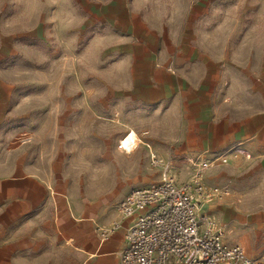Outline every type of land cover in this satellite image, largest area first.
<instances>
[{
  "label": "crops",
  "instance_id": "crops-1",
  "mask_svg": "<svg viewBox=\"0 0 264 264\" xmlns=\"http://www.w3.org/2000/svg\"><path fill=\"white\" fill-rule=\"evenodd\" d=\"M107 1L83 0L79 7L76 0L57 1L45 17L39 8L35 17L22 15L27 69H13L6 56L12 35L0 33V264H119L128 223L100 240L97 228L117 219L116 209L70 193L60 198L55 177L45 179L28 161L41 154L43 140L12 136L13 123L24 117H16L24 102L20 85L41 88L45 100L37 108L51 111L57 149L61 125L101 120L116 127L104 140L109 157L111 143L132 130L148 144L137 150L133 173L147 169L143 156L153 150L163 159L178 154L217 161L226 154L228 162L214 163L205 182L229 194L202 212L222 227L227 246L264 261V0ZM46 24L56 47L48 59L38 47ZM0 28H9L5 18ZM29 124L44 125L39 118ZM156 141L180 145L161 148ZM238 146L250 159L231 158ZM147 183L136 178L125 186Z\"/></svg>",
  "mask_w": 264,
  "mask_h": 264
},
{
  "label": "rangeland",
  "instance_id": "rangeland-1",
  "mask_svg": "<svg viewBox=\"0 0 264 264\" xmlns=\"http://www.w3.org/2000/svg\"><path fill=\"white\" fill-rule=\"evenodd\" d=\"M74 4V0H0V27L3 26V18L8 21L9 28H0V33L12 35V54L6 55L12 62L14 70L27 69L25 65V59L22 61V50L20 51V45L26 42V36H23L25 29L24 18L22 15L28 14L35 17L34 14L37 8L42 12L43 17L46 16V12L50 11L53 4ZM82 1V2H80ZM76 0V6L79 7L83 4V0ZM105 1V0H101ZM109 1V0H108ZM107 1V2H108ZM44 8V10H43ZM46 11V12H45ZM45 14V15H44ZM35 15V16H34ZM212 18L207 22H211ZM46 24L44 27L39 28V34L42 36L44 33V44H38L39 56H45V59L50 58L55 52L56 47L51 36V30ZM33 42L36 41V31H33ZM24 39V40H23ZM30 35L28 36L29 42ZM35 47V46H34ZM7 52V51H6ZM28 55L34 57L36 55L35 48L32 51L28 50ZM8 63V59L6 58ZM46 61V60H45ZM23 65L24 67H22ZM43 68L51 69L50 63H44ZM19 80V79H18ZM25 80V79H21ZM17 94L22 97L23 105L21 110L17 112L16 117L24 116L23 119L16 120L13 123L12 136L16 138L28 137L33 143H36L37 136L43 140V148L41 154L28 157V161L32 163V166H37L39 170L43 172L45 179L47 177H55L54 181L58 186L54 184L55 188L59 189V197L63 198L67 194L76 196L78 198H86L88 200H96L101 204V208L111 211L116 209L118 203L127 195L130 188H126L125 184L134 179H147L148 183L157 181L160 176V169L150 166V156L144 155L145 166L147 169L142 173H133L131 171L132 166L137 163L139 156L137 150L141 145L147 148L146 142L138 141L136 151L131 154H126L123 158L118 156L122 154V150L117 148L118 142L111 143L113 149V156L109 157L106 152V137H111L116 132V127L101 123V120H93V124L84 127L83 125L65 126L61 125L60 129V147L57 149L52 142V126L50 121L52 114L50 110H42L37 108L38 105L45 100V96L41 93L40 87L29 88L26 85H20L17 88ZM28 115V116H27ZM61 121H67V114L60 113ZM33 118H39L43 121L42 126H35L29 123V120ZM47 120V121H46ZM78 121V120H76ZM48 122V124H46ZM16 131V132H15ZM39 145V142H37ZM180 145L179 142H163L156 141L155 146L161 148H177ZM120 148V146H119ZM155 157L161 161L167 160L173 164L174 172L177 175L179 181H183L191 176V172L188 171L186 165V156L188 155H176L170 158H162L158 153L154 152ZM124 154V153H123ZM142 160V159H141ZM142 160V163L144 164ZM57 178V180H56ZM207 184V183H206ZM110 185L109 188H106ZM146 185V184H145ZM143 185V186H145ZM210 186L209 184H207ZM137 185L135 187H141ZM68 204L70 202L68 201ZM46 211V210H45ZM49 211L45 212L48 215ZM217 222V221H216Z\"/></svg>",
  "mask_w": 264,
  "mask_h": 264
},
{
  "label": "built area",
  "instance_id": "built-area-1",
  "mask_svg": "<svg viewBox=\"0 0 264 264\" xmlns=\"http://www.w3.org/2000/svg\"><path fill=\"white\" fill-rule=\"evenodd\" d=\"M230 156L247 160L251 153L238 146ZM185 162L191 176L179 181L171 162L150 155V166L160 169L159 179L130 189L116 206L118 218L98 229L100 240H107L127 221L119 264H264L239 245L227 246L222 227L202 212L206 203L229 194L205 182V172L216 162L226 164L227 155L217 161L197 156Z\"/></svg>",
  "mask_w": 264,
  "mask_h": 264
},
{
  "label": "bare ground",
  "instance_id": "bare-ground-1",
  "mask_svg": "<svg viewBox=\"0 0 264 264\" xmlns=\"http://www.w3.org/2000/svg\"><path fill=\"white\" fill-rule=\"evenodd\" d=\"M138 141H140V140L137 137V134L135 133L134 130H132L131 133L127 137H125V136L122 137L121 142L120 141L118 142V149L119 150L121 149L122 153H124V154H131L135 151ZM119 146H120V148H119ZM99 228L100 227H98L97 230Z\"/></svg>",
  "mask_w": 264,
  "mask_h": 264
}]
</instances>
